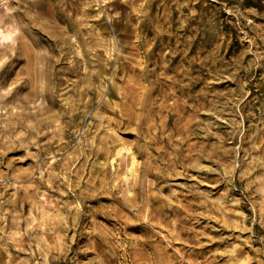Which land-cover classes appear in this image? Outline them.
I'll return each mask as SVG.
<instances>
[{"label": "rangeland", "instance_id": "374dc122", "mask_svg": "<svg viewBox=\"0 0 264 264\" xmlns=\"http://www.w3.org/2000/svg\"><path fill=\"white\" fill-rule=\"evenodd\" d=\"M0 264H264V0H0Z\"/></svg>", "mask_w": 264, "mask_h": 264}, {"label": "bare ground", "instance_id": "6f19581e", "mask_svg": "<svg viewBox=\"0 0 264 264\" xmlns=\"http://www.w3.org/2000/svg\"><path fill=\"white\" fill-rule=\"evenodd\" d=\"M110 163L114 166L119 161L126 162V172L124 173V180H134L138 176L139 160L135 152L132 151L125 143H120L115 146L112 151L109 152Z\"/></svg>", "mask_w": 264, "mask_h": 264}]
</instances>
